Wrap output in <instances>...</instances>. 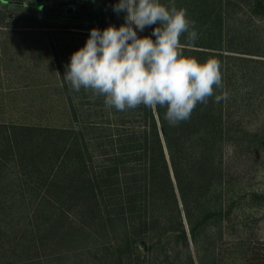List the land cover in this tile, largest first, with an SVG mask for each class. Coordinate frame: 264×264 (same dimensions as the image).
<instances>
[{
    "label": "trees",
    "instance_id": "obj_1",
    "mask_svg": "<svg viewBox=\"0 0 264 264\" xmlns=\"http://www.w3.org/2000/svg\"><path fill=\"white\" fill-rule=\"evenodd\" d=\"M89 1L90 13L68 18L80 29L76 50L91 29L125 23L126 13L113 11L119 0ZM241 2L264 20V0H175L199 34L194 44L181 36L183 54L218 60L223 88L214 92L228 93L219 103L213 96L198 104L187 121L169 125L164 107L108 108L104 97L74 91L63 73L57 87L38 91L46 105L23 111L33 119L16 109V118L0 120V264H42L91 250L105 264H163L174 249L171 264H264L250 241L232 238L234 253L218 244L233 204L224 143L248 135L235 106H245L252 80L264 84V50L249 47V21L238 29L232 23ZM30 18L25 27H58ZM157 26L149 28L153 41Z\"/></svg>",
    "mask_w": 264,
    "mask_h": 264
},
{
    "label": "rangeland",
    "instance_id": "obj_2",
    "mask_svg": "<svg viewBox=\"0 0 264 264\" xmlns=\"http://www.w3.org/2000/svg\"><path fill=\"white\" fill-rule=\"evenodd\" d=\"M6 1H11L12 4L0 2V120L16 118L17 116H12L16 109H22L18 115L24 118L23 111H28L26 108L46 105L47 101L39 98L38 91L45 87H57L55 82H61V73L65 75L66 65L70 62L71 55L77 51L74 47L80 44L77 35L80 29L72 28L76 22L70 23L68 18L57 15L47 16L45 9L42 14L34 0H22L21 5L14 3L16 0ZM233 10L235 14L232 23L237 29L249 21V47L251 44L254 49L264 50V43H260L264 42V20L252 14L250 7L244 2L236 4ZM80 15L83 18V11ZM32 16L58 27H25L24 25L33 23L34 20L30 18ZM68 23L69 29L62 27ZM149 28L146 27L143 31L137 29V35L150 37ZM250 87V91L245 93V106L240 102L235 106L234 114L235 119L238 114L241 128L248 131V135L243 136V132L233 135L223 147L228 191L226 197L233 201L230 226L224 229L218 242L220 247H224L223 253L237 252L234 246L229 248L228 243L232 238L245 243L250 241L264 252V139H258L261 131L259 128L264 126V84L259 86L257 80H252ZM252 193L259 196L252 201L249 197H242ZM139 248L144 247L140 245ZM174 251L176 249L172 250V255L163 264H171L176 257ZM95 257L94 250H91L85 251L82 257H55L42 264H105ZM161 257L163 259L162 255ZM225 263L231 261L227 260Z\"/></svg>",
    "mask_w": 264,
    "mask_h": 264
},
{
    "label": "clouds",
    "instance_id": "obj_3",
    "mask_svg": "<svg viewBox=\"0 0 264 264\" xmlns=\"http://www.w3.org/2000/svg\"><path fill=\"white\" fill-rule=\"evenodd\" d=\"M113 11L126 13L125 23L91 29L66 65L64 78L74 91L91 92L93 99L102 96L105 106L117 111L164 107L171 126L189 120L196 106L213 96L216 103L228 99L226 91L214 92V87L223 88L220 62L183 54L181 36L186 34V43L194 44L199 34L175 0L167 6L160 0H119ZM154 24L155 41L137 35V29Z\"/></svg>",
    "mask_w": 264,
    "mask_h": 264
},
{
    "label": "flooded vegetation",
    "instance_id": "obj_4",
    "mask_svg": "<svg viewBox=\"0 0 264 264\" xmlns=\"http://www.w3.org/2000/svg\"><path fill=\"white\" fill-rule=\"evenodd\" d=\"M0 2L5 3L7 5L12 4L11 1L6 0H0ZM33 2L37 3L38 7L45 6V15H57L61 18H73L76 15L81 17L82 15L80 14L82 13V11L84 14L88 12L87 6L88 2L90 3L89 0H34ZM14 3L21 5L23 1L16 0L14 1ZM41 13L43 14V11H41Z\"/></svg>",
    "mask_w": 264,
    "mask_h": 264
},
{
    "label": "water",
    "instance_id": "obj_5",
    "mask_svg": "<svg viewBox=\"0 0 264 264\" xmlns=\"http://www.w3.org/2000/svg\"><path fill=\"white\" fill-rule=\"evenodd\" d=\"M38 8H39L41 11H43L44 8H45V6H39ZM90 8H91V5H90V3L88 2V6H87L88 13H90ZM50 10H51V9H50Z\"/></svg>",
    "mask_w": 264,
    "mask_h": 264
}]
</instances>
